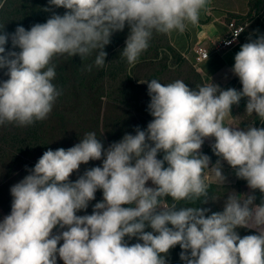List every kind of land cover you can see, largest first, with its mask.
Instances as JSON below:
<instances>
[{"label":"clouds","instance_id":"9594fccd","mask_svg":"<svg viewBox=\"0 0 264 264\" xmlns=\"http://www.w3.org/2000/svg\"><path fill=\"white\" fill-rule=\"evenodd\" d=\"M206 3L49 0V5L67 11L53 13L30 30L18 26L11 34L0 33V69L6 68L9 77L0 81V125L27 126L48 117L61 94L52 83L54 56L78 54L83 59L98 49L95 65L102 67L105 45L127 23L130 32L120 55L135 65L154 31L183 32L188 23H198ZM9 36L19 52H6ZM233 72L242 84L240 91L221 90L212 82L192 89L179 79L168 84L139 81L147 83L154 117L146 130L137 127L135 135L125 134L107 149L89 132L67 150L45 151L31 174L10 189L11 213L0 222V264H56L57 253L64 264H166L161 254L177 244L186 264H264V202L255 204L254 195H228L223 211L207 216L206 208L163 203L167 196L174 202L203 198L206 203L205 169L223 184L220 161L209 168L210 158L199 151L208 137H215L214 153L236 170L237 177L264 193V128L245 131L224 124L231 106L242 97L248 98L246 112L264 121V36L242 45ZM158 152L164 153L163 159H157ZM102 155V167L69 181L81 163ZM149 180L155 187L146 186ZM98 189L103 200L93 206L92 214L77 215ZM56 226L67 230L52 235ZM241 227L258 234L241 237ZM125 236L143 243L129 246Z\"/></svg>","mask_w":264,"mask_h":264},{"label":"trees","instance_id":"16d2710c","mask_svg":"<svg viewBox=\"0 0 264 264\" xmlns=\"http://www.w3.org/2000/svg\"><path fill=\"white\" fill-rule=\"evenodd\" d=\"M264 5V0H257L254 4V10H259L260 7ZM46 8H50L49 11H46ZM67 11L63 7H55L49 5V0H0V33H13L15 32L18 26H23L26 30H30L31 27L37 23H45L47 19H49L53 13L63 15ZM230 25V23L228 24ZM3 27V28H2ZM230 30V27H228ZM130 28L125 24L123 30L115 31L110 37V43L105 45L104 51L107 53L105 60H108L112 57H121V52L123 48L126 46L125 41L127 36L129 35ZM6 52L7 51H17L20 49L18 47L13 48L11 43V38L9 36L8 42L5 45ZM99 50H93L91 54L87 55L83 59L77 54L72 57L67 54L54 56L50 66H54L55 68V78L52 83L55 85L56 89L61 93L55 100L54 106L58 109H54V113L57 114L58 118H63L64 121L67 120V116L65 112L67 109L64 107V103L66 101L67 92L71 87L75 90L76 96L80 97L82 94H86L90 88H95L94 82L105 77L110 74V68L105 65L100 68L95 65V58L98 55ZM163 57V58H162ZM162 59V60H161ZM126 60L125 57L119 58L118 61ZM160 62L158 66H156L155 61ZM127 61V60H126ZM138 61L144 62L148 65L149 69L152 72H155L150 78L147 79L148 82L151 79H157L162 83V79L160 78L159 72L167 71L171 65L172 66H180L184 68L185 71H189L191 76L189 78L184 79V82L192 89H197L200 86L207 85L203 76L197 70V68L190 63L187 59L182 56L179 51L170 43L168 33H158L153 32L152 37L149 40V47L147 50L142 52ZM169 61V63H168ZM100 68V69H99ZM90 69V70H89ZM159 71V72H158ZM114 73H122L130 80V86L134 87V82L132 81L133 77L129 74L130 71L127 69L125 61H122L118 66L113 68ZM7 69H0V81L7 80L9 77L6 75ZM95 73H98L95 75ZM173 81H176L173 79ZM139 82V80H138ZM146 83V82H145ZM89 86V87H88ZM135 92L131 93L129 88H121L118 92L121 93L120 103L123 104L126 108V112H124V116L134 123L128 127H120L112 133V143L119 142L125 134H136L137 127L140 130H146L147 125L150 121L154 119V117L150 114L149 104L151 101V97L148 94V88L145 84H139L135 86ZM238 91L242 90V84L240 83L239 88L236 89ZM247 97H242L239 104H233L231 106V114L234 118H238L240 120L246 118L250 120L251 116L246 112L242 115L238 116V110L243 111L244 106L247 104ZM62 109V110H61ZM58 110L60 113H58ZM137 116V117H136ZM49 120H52L51 113H49ZM46 118V119H47ZM122 116L119 118L121 119ZM253 118L256 119L255 122L257 124H261L262 128H264V121H261L259 117L256 115L252 117V120L248 121L246 124H242L239 130H244L248 128V124L253 121ZM46 119L42 121H35L31 125L27 126H19L15 122L5 123L0 125V210H3L4 217L11 213V204H12V195L10 189L17 182L14 181L10 185L8 183L9 177L5 175H11L17 172L18 168H31L34 169L35 164L38 162V159L43 155L45 151L48 149L56 150L59 148H64L67 150L68 148L79 143L76 139L81 140L83 135L76 137H72L67 141V145L57 144L51 142V136H48L47 132V123ZM237 127V126H232ZM94 132L97 137H101L102 134H99L95 131H87L86 133ZM149 143H152L149 141ZM104 149H107L108 146L106 143L102 142ZM202 155H207L210 158L209 167H213L217 164L219 160L220 163L223 161L221 157H218L214 151L212 146L209 143H204L199 150ZM163 152H158L157 158L163 159ZM134 163V161H133ZM102 161L90 160L88 163H81L80 167H86V170L100 166L102 167ZM164 167H167V162H165ZM208 169L204 170V176L206 178V172ZM84 170L80 172V170H74L72 174H70L69 181H73L74 176L79 178L84 174ZM239 183L241 185L248 186L247 181L245 179L240 178ZM217 186L209 183L208 188V201L206 203L200 200L194 201H179L174 202L170 196L165 197L164 202H167L169 205L173 203L176 204L177 208L180 207H199L206 208L209 211L206 213L207 215H211L213 212L223 211V206L219 208L215 207L214 196L217 190ZM248 189L249 186H248ZM249 194H252L256 197L254 200L255 204H260L264 202V193H261L259 189L252 190ZM103 200V191L102 189H98L95 193V199L89 201L88 207L86 209L79 210L77 215H90L93 212V206ZM92 205V208H91ZM124 207L134 206V205H122ZM219 211H216L215 208ZM1 216V213H0ZM171 227V225H168ZM60 229L59 226H56L53 230ZM145 231H153L150 227H146ZM238 234L243 237L245 235H253L258 234L257 231H254L250 228H238ZM156 234V233H154ZM125 242L131 246L134 243L138 242V237L129 238L125 236ZM139 243H143L141 240ZM179 244L174 246L173 248H178ZM168 251V254H171V249ZM164 255V254H161ZM180 256L178 257L177 264H186L184 260L180 263ZM167 264H174L173 260H170Z\"/></svg>","mask_w":264,"mask_h":264},{"label":"rangeland","instance_id":"374dc122","mask_svg":"<svg viewBox=\"0 0 264 264\" xmlns=\"http://www.w3.org/2000/svg\"><path fill=\"white\" fill-rule=\"evenodd\" d=\"M121 57H112L111 60H105V64L102 66L104 67L107 65L111 72L109 75L99 78L94 82L95 88H90L89 91L86 94H82L80 97L76 96L75 90L73 87L68 90L66 101L64 103L65 109L67 111L65 112V115L67 116V120L64 121L63 118H58L57 114L54 113V109L56 106L53 105L51 116L52 120L50 121L49 118L46 119L47 123V134L48 136H51V142L57 143V144H63L67 145V141L70 140L72 137L76 139V137L83 135L85 136L87 131H95L99 134H102L101 137H97L101 142L106 143V145L109 147L112 144V133L114 134V131L117 128L125 127L128 128L134 123L133 121L128 120L124 116V112H126V107L120 103L121 100V93L118 92L121 88H129L130 92H135V86L139 84H145L147 83H141L139 81H144L150 78L152 75L155 74V72H152L148 65L144 62L138 61L135 65H129L126 60L118 61ZM163 58V57H162ZM162 60V59H161ZM122 61H125L127 69L130 71V75L133 77L132 81L134 82V87L130 86V80L122 73H114L113 68L118 66ZM156 66L160 62L157 60ZM169 63V61H168ZM165 71V72H159L160 78L162 79V84H168L171 82H174L175 80H183L189 78L191 74L189 71H185L184 68L180 66H172ZM100 67V68H102ZM99 68V69H100ZM98 73H95L97 75ZM62 110V109H61ZM58 113L60 111L58 110ZM243 113H246L245 111H238V116L242 115ZM122 116L121 119H119ZM256 114H251L252 117H255ZM137 117V116H136ZM234 123L237 121L238 118H234ZM240 120V119H238ZM246 118L242 120V123H248L250 121ZM253 120L256 121L255 118ZM242 126V125H238ZM256 128L258 126L256 122ZM260 128H262V125L259 124ZM243 128V127H242ZM215 138V137H214ZM78 142L80 140L76 139ZM210 146L212 144L209 143ZM104 159L103 155L102 158L95 161H102ZM158 159V158H157ZM80 172L84 170L86 171V167L83 166L82 168L79 167ZM32 169L27 167L20 169L18 168L17 172L13 174L7 175L5 172V175L9 177L8 183L10 185L12 182L16 181L17 183L21 181L26 175L31 174ZM78 178L77 176H74L73 181H76ZM147 187H155V185L152 184L151 180L146 182ZM228 188H217L214 201V206L219 208L220 206L224 207V202L227 199L228 195H239L240 197L246 196V194H249L250 189L247 190L246 193L243 191L245 190V187L242 188V185L238 182V184L235 186V184L227 185ZM166 203V202H164ZM168 204V203H166ZM213 206V207H214ZM214 207V208H215ZM92 208V205H91ZM216 211H219L215 208ZM3 210H0L1 216H4V213H2ZM140 240H138L139 242ZM171 254H164L166 259V264L170 262V260H173L174 264H177L178 257L180 256V253L182 249L180 246L178 248H173L170 250ZM182 260L180 259L178 263H180Z\"/></svg>","mask_w":264,"mask_h":264},{"label":"crops","instance_id":"0c3cea01","mask_svg":"<svg viewBox=\"0 0 264 264\" xmlns=\"http://www.w3.org/2000/svg\"><path fill=\"white\" fill-rule=\"evenodd\" d=\"M256 1L207 0L205 7L199 12L198 23H188L183 32L174 30L168 33L170 43L185 59L197 68L206 84H211L212 82L218 85L221 90L239 88L240 79L233 72L235 55L241 50L243 44L264 36V5L259 10H254L253 6ZM231 22H235L242 29V35L232 46L221 52H217L215 43L222 42L229 36L230 30L228 24ZM201 49H208L210 51L211 57L208 60L201 59ZM243 111L246 112V106H244ZM242 120L237 119L234 123L233 116L230 113L224 118V124L225 126H237L239 130L240 126L238 125L244 124ZM255 125L256 122L253 120L248 124V127H256ZM257 128H260L259 124ZM241 129L244 130V128ZM204 141L213 145L215 138L208 137ZM220 167L222 175L225 177L223 184L216 182L212 178L209 169L206 172V182L214 184L218 188H228L229 186L227 185L232 184L236 186L240 179L236 175V170L225 160L220 163ZM243 187H245L243 192L246 193L248 186L242 185ZM3 219L4 216H0V222ZM64 230H67V227L53 230L52 235H57ZM252 230L256 231V229ZM62 243L63 240H60L57 247L62 245ZM56 264H64L63 260L59 258L58 253Z\"/></svg>","mask_w":264,"mask_h":264},{"label":"built area","instance_id":"2783aa9c","mask_svg":"<svg viewBox=\"0 0 264 264\" xmlns=\"http://www.w3.org/2000/svg\"><path fill=\"white\" fill-rule=\"evenodd\" d=\"M229 36L222 42L215 43L216 51L221 52L222 50L232 46V44L237 41L242 35V29L239 28L235 22H231ZM236 33H239L238 36H235ZM201 59L208 60L211 57V53L208 49H201L200 51Z\"/></svg>","mask_w":264,"mask_h":264}]
</instances>
